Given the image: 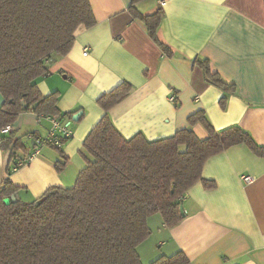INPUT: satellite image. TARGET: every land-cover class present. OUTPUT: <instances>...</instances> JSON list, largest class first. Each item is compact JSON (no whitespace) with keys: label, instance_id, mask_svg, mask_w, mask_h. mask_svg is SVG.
Instances as JSON below:
<instances>
[{"label":"crops","instance_id":"0c3cea01","mask_svg":"<svg viewBox=\"0 0 264 264\" xmlns=\"http://www.w3.org/2000/svg\"><path fill=\"white\" fill-rule=\"evenodd\" d=\"M96 25L80 27L66 56L52 55L49 73L36 80L47 96L59 93L61 117L73 131L59 151L44 146L8 176L10 152L0 146V182L8 177L20 189L17 200L31 203L50 187H73L85 166L84 140L104 115L98 99L122 82L131 93L109 115L125 138L142 133L149 140L192 128L200 139L206 130L191 127L188 118L204 111L216 130L238 126L264 147V0H145L138 9L146 15L163 10L159 39L172 51L169 57L150 39L146 27L129 12L132 0H90ZM85 49L89 50L85 55ZM195 59H206L212 71L235 91L225 109L221 89L206 81ZM175 100L172 101L171 98ZM4 98L0 92V107ZM29 111L11 125L24 148L16 162L33 153L34 138L46 137L51 123ZM8 133V134H11ZM0 131L1 138L8 135ZM63 152L64 170L56 164ZM206 189L197 183L182 200L185 217L168 229L161 215L149 217L151 235L139 245L143 264L183 251L190 264H264V158L248 146L237 145L207 160ZM243 176L254 177L250 185Z\"/></svg>","mask_w":264,"mask_h":264},{"label":"trees","instance_id":"16d2710c","mask_svg":"<svg viewBox=\"0 0 264 264\" xmlns=\"http://www.w3.org/2000/svg\"><path fill=\"white\" fill-rule=\"evenodd\" d=\"M143 1L132 0L129 12L171 57V49L158 36L163 10L143 14L138 9ZM96 23L90 0H0V92L4 98L0 131L29 111L41 118H73L76 112L59 110V93L42 95L36 80L48 75L52 55L66 56L72 50L78 28L89 29ZM194 63L209 84L223 91L220 104L225 109L234 86L213 72L208 60ZM132 90L130 83L122 82L98 99L104 115L84 140L85 166L73 187H50L34 202L7 204L5 200L20 188L9 177L0 182V264H143L138 247L152 233L149 217L161 215L164 226L172 229L185 217L180 207L189 189L199 182L206 189L215 187L202 175L209 158L237 145H246L264 158V147L248 132L238 126L216 130L204 111L191 115L188 123L200 124L206 139L192 128L157 140L142 133L125 138L109 112ZM13 134L0 142L10 152L8 176L18 167L17 152L24 148ZM60 155L58 172L69 161L63 152ZM150 264H190V260L179 251Z\"/></svg>","mask_w":264,"mask_h":264},{"label":"built area","instance_id":"2783aa9c","mask_svg":"<svg viewBox=\"0 0 264 264\" xmlns=\"http://www.w3.org/2000/svg\"><path fill=\"white\" fill-rule=\"evenodd\" d=\"M158 1L160 5L163 6L167 3L168 0H158ZM88 53H89V50L85 49L84 54L88 55ZM171 100L174 101L175 98L172 97ZM42 118L49 120V122L51 123L50 131L46 137L34 138L33 153L30 156L26 157L24 160L20 161L18 167L21 166L22 164L27 163L32 158L37 156L40 153V149L44 146H52L54 148L61 149L62 146L64 145V141L69 140L73 135V131L70 130L68 125L62 123L60 116H45ZM11 131H12L11 125L2 129L3 134H8ZM242 181L245 184L250 185L254 182V177L243 176Z\"/></svg>","mask_w":264,"mask_h":264},{"label":"water","instance_id":"95a60500","mask_svg":"<svg viewBox=\"0 0 264 264\" xmlns=\"http://www.w3.org/2000/svg\"><path fill=\"white\" fill-rule=\"evenodd\" d=\"M5 202H6L7 204H9L10 202L16 203V202H17V195L12 196L11 199H6ZM180 211H181V214L184 216L185 213H184V208H183L182 205H181V207H180Z\"/></svg>","mask_w":264,"mask_h":264}]
</instances>
